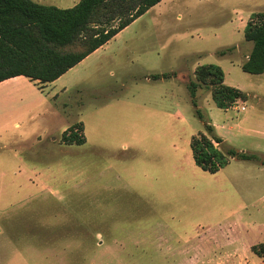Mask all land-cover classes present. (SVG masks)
<instances>
[{"label": "rangeland", "instance_id": "1", "mask_svg": "<svg viewBox=\"0 0 264 264\" xmlns=\"http://www.w3.org/2000/svg\"><path fill=\"white\" fill-rule=\"evenodd\" d=\"M262 10L264 0H162L59 81L0 82V264H264V72L241 69L244 26ZM209 63L248 99L220 109L201 85L199 110L220 148L258 156L216 173L194 163L190 141L205 129L186 88ZM166 71L178 75L145 80ZM63 99L65 114L50 107ZM76 122L85 143H62Z\"/></svg>", "mask_w": 264, "mask_h": 264}, {"label": "trees", "instance_id": "2", "mask_svg": "<svg viewBox=\"0 0 264 264\" xmlns=\"http://www.w3.org/2000/svg\"><path fill=\"white\" fill-rule=\"evenodd\" d=\"M160 1L79 0L71 7L61 8L34 0H0V82L16 76L41 84L54 81ZM244 39L252 42V47L241 69L251 74L263 73L264 10L249 15ZM177 75V71H171L147 76L156 80ZM193 75L186 88L205 129L190 141L194 163L203 171L216 173L231 158L256 160L255 153L220 148L222 139L214 134L213 125L204 118L196 100L201 85L209 89L214 105L220 109L245 102L248 94L225 84L224 72L218 64H198ZM104 95L100 94L101 98ZM82 131L81 123L76 122L63 130L60 140L64 144L82 145L86 141Z\"/></svg>", "mask_w": 264, "mask_h": 264}, {"label": "crops", "instance_id": "3", "mask_svg": "<svg viewBox=\"0 0 264 264\" xmlns=\"http://www.w3.org/2000/svg\"><path fill=\"white\" fill-rule=\"evenodd\" d=\"M34 1L39 2V3H41V2H45V0H34ZM47 1L50 2V3H51V2H52V3H54V2H74L73 4H76L79 0H47ZM161 1H162V0H161ZM161 1H160V2H161ZM154 6H155V5H154ZM151 8H152V7H151ZM134 21H135V20H134ZM134 21H133V22H134ZM130 24H131V23H130ZM130 24H129V25H130ZM129 25H128V26H129ZM128 26H126L125 28H123L121 31H123L124 29H126ZM121 31H119V32H121ZM119 32H118V33H119ZM118 33H117V34H118ZM117 34H116V35H117ZM116 35H115V36H116ZM115 36H114V37H115ZM112 38H113V37H112ZM112 38H111V39H112ZM111 39H110V40H111ZM107 42H108V41H107ZM107 42H106V43H107ZM106 43H104L102 46H100V47H98L97 49H95L92 53H90L89 55H87L84 59H82V60H81L79 63H77L75 66L79 65L80 63H83L84 61H86L87 59H89L91 56H93V55H95V54H97V55L100 54V55H101L100 51H101V49H104V45H105ZM75 66H73V67H75ZM219 66H220V65H219ZM73 67H72V68H73ZM220 67H221V66H220ZM70 69H71V68H70ZM70 69H69V70H70ZM69 70H68V71H69ZM68 71H66L64 74H62L60 77H58L57 79H55V80L52 81L51 83H55L56 81H59V79H61V78L63 77V75H65ZM166 72H167V71H166ZM168 72H171V71H168ZM159 73H161V72H159ZM171 78H175V77H170V78H165V79L162 78V79H156V80H167V79H171ZM145 80H146V81H152L153 79H150L148 76H145ZM156 80H155V81H156ZM224 83H225V77H224ZM225 84H226V83H225ZM43 85H45V84H43ZM45 86H46V85H45ZM66 89H67V86H62L61 89L59 90L60 92H58V93H61V94L56 93V94H50V95H49V94H44V95H45L47 98H48V96H51V98L56 99L57 97H59V95H65V93L67 92ZM196 94H197V93H196ZM170 95H171V94H170ZM110 96H111V95H110ZM166 96H167V94H158V97H157V98H160V97H161V98H163V99H166ZM74 97H75V98H78V94H77L76 96L74 95ZM103 98H104V96H103ZM131 98H134V95H132ZM169 98H170V97H169ZM125 99H126V98H125ZM144 99H145V98H144ZM111 101H112V99H110V101H109V100H108V101L106 100V101H105V102H106V103H105V106H107V103L110 104ZM142 103H143V105L145 106V101H143ZM49 104H50V107L53 106L54 108H55L54 105L57 104V105L59 106V107H57V109L62 110V111H63V112H62L63 114L66 113V111H65L66 108H69L70 106H72V105H71V101L68 100V99H67V100H66V99H65V100L63 99V100L60 101V102H57V100H54V102H52V104H51V103H49ZM74 104H75V105L77 104V106H80V104L78 103V100H76V101L74 100L73 105H74ZM232 108H235V106H232ZM244 109H245V107H244ZM168 111H169V114H170V108H169ZM176 111H177V110H176V104H175V101H174V105H173V114H174V115L177 114ZM212 125H213V128H214V130H215V129H216V126H215L214 124H212ZM174 142H175V140H174ZM237 150H239V149H237ZM157 237H158V240L161 239V236H160V235H158Z\"/></svg>", "mask_w": 264, "mask_h": 264}, {"label": "built area", "instance_id": "4", "mask_svg": "<svg viewBox=\"0 0 264 264\" xmlns=\"http://www.w3.org/2000/svg\"><path fill=\"white\" fill-rule=\"evenodd\" d=\"M241 109H244V107H241Z\"/></svg>", "mask_w": 264, "mask_h": 264}]
</instances>
